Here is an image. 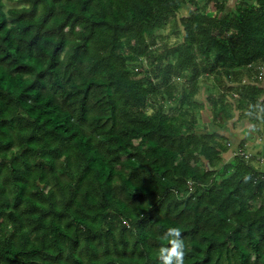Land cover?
<instances>
[{
  "label": "trees",
  "instance_id": "obj_1",
  "mask_svg": "<svg viewBox=\"0 0 264 264\" xmlns=\"http://www.w3.org/2000/svg\"><path fill=\"white\" fill-rule=\"evenodd\" d=\"M185 2L0 0V264H161L170 226L185 264H264L257 156L215 170L229 144L164 110L201 79L264 77V0H203L159 43ZM239 83L208 102L234 90L264 128V86Z\"/></svg>",
  "mask_w": 264,
  "mask_h": 264
},
{
  "label": "rangeland",
  "instance_id": "obj_2",
  "mask_svg": "<svg viewBox=\"0 0 264 264\" xmlns=\"http://www.w3.org/2000/svg\"><path fill=\"white\" fill-rule=\"evenodd\" d=\"M194 1L196 2V6H192L190 3H188V0H186V2L181 6L180 10L176 13L175 17H172L169 20L168 24H166L160 30H157L155 32V35L157 36L159 43L166 42L170 46H174V45L181 43L182 37H183L182 30L179 29L177 31L178 33L177 32L174 33V31L171 30V24L173 20H175V18L176 20H178L180 17L186 16L188 12L194 10L195 7H197L198 9H201L203 7V0H194ZM4 3H5V9L12 8V7H20L14 1L4 2ZM233 8H234V0H228L225 13L229 12ZM205 13L210 16L217 14V12L215 11V8L211 4L208 7H205ZM254 71L260 72V69L257 68V66H255L251 70V74L247 73L246 70L244 69L242 73L237 76L236 78L238 80L237 83L234 82L232 78L233 76L231 78L228 77L229 78L228 80L224 74L218 75L219 82L217 81L216 78L214 79L213 77L207 78V79H201L199 81V91L193 97V101L195 102L196 105L191 106L189 109H187V112H186L185 107H179L177 103H172L170 106H167L164 109L165 112L174 113L176 115L177 122H180V120L182 121L183 119L189 120L190 115H194L196 118V122H195V125L193 126V132L197 135L211 134L213 132L220 131L221 134H224V132L225 133L227 132L232 136L229 139L219 134V136H221V138L224 139V140L221 139L220 142L222 144H225L227 142L229 144V149L226 152L221 153L220 155L221 161L215 167V170L218 169L220 166L224 165L225 163H229L235 154L244 153L241 151V148L239 147V139L235 138L232 135V130H237L236 133L243 131L242 133H245L247 135V136L245 135V143L247 142L248 145H250V147L252 145L253 151H252V148H248L250 151L247 150L244 156L245 158L246 156L249 157L251 155L257 156L258 164L255 163V165L257 168L264 170V159H262V157L264 158V146H260L258 144L259 142H263V139L261 138L260 134L261 132L263 133L264 128L260 122L256 124L252 122L253 130L251 131V133L255 134L254 135L255 137L252 134L248 133L247 130L242 129V126H247L246 127L247 129L249 128V124L248 123L246 124L245 122H243L244 120L249 121L250 123L251 121L247 117L241 118L242 112L237 109L238 98L235 96L234 100L230 99L232 96L231 94L234 93V90L236 88L237 89L239 88L237 87L240 85L239 80L244 84L249 82L251 84L258 83L259 85L264 86V77L262 79L253 78ZM262 71L264 72V70ZM231 82H234V83H231ZM173 85L178 90L180 89V82L178 80H175L173 82ZM228 88H234V90L232 92L231 91L225 92L222 103H216V106H212L208 102L209 98L216 100L219 97V95L223 93L222 89L226 90ZM262 98H264V94ZM243 106L244 108L247 107L246 105H243ZM149 112L150 111H148V113ZM234 121H237V122L234 123ZM254 143H256L255 146H254ZM201 162H202L201 164L202 168H205L206 170L211 169L209 168L206 161L202 160ZM215 179L218 182L221 181V178L219 177H215ZM257 205H258V202L254 203L253 206L256 207Z\"/></svg>",
  "mask_w": 264,
  "mask_h": 264
},
{
  "label": "clouds",
  "instance_id": "obj_3",
  "mask_svg": "<svg viewBox=\"0 0 264 264\" xmlns=\"http://www.w3.org/2000/svg\"><path fill=\"white\" fill-rule=\"evenodd\" d=\"M164 237L168 240V245L160 248L159 259L161 264H185L188 245L181 236L180 227H168Z\"/></svg>",
  "mask_w": 264,
  "mask_h": 264
},
{
  "label": "crops",
  "instance_id": "obj_4",
  "mask_svg": "<svg viewBox=\"0 0 264 264\" xmlns=\"http://www.w3.org/2000/svg\"><path fill=\"white\" fill-rule=\"evenodd\" d=\"M263 87V86H262ZM241 118H243L242 116H241ZM238 120V119H237ZM237 121H234V123H236ZM243 122H245L246 124L248 123L249 124V130L246 128L247 126H242V129H244V130H247L248 131V133H250V134H252L251 133V131L253 130V125H252V122L250 123L249 121H243ZM239 124V123H238ZM244 127V128H243ZM241 130V129H240ZM237 132V130H232V135L235 137V138H237V139H239V145L242 143L243 144V147H242V149H241V151L242 152H244V153H246V151L248 150V151H250L248 148H252V151H253V147H252V145H251V147H250V145H248V143L246 142L245 143V133H242V132H239V133H236ZM216 134H220V135H222L223 137H226V138H229L230 139V137H232L229 133H225L224 132V134H221V132L219 131H216L215 132ZM253 136L255 135V134H252ZM247 136V135H246ZM255 137V136H254ZM253 137V138H254ZM261 138L263 139V136H261ZM247 144V145H246ZM255 144L256 143H254V146H255ZM260 146H264V144H263V142H259L258 143ZM254 155V154H253ZM256 155V154H255Z\"/></svg>",
  "mask_w": 264,
  "mask_h": 264
},
{
  "label": "built area",
  "instance_id": "obj_5",
  "mask_svg": "<svg viewBox=\"0 0 264 264\" xmlns=\"http://www.w3.org/2000/svg\"><path fill=\"white\" fill-rule=\"evenodd\" d=\"M242 155V154H241Z\"/></svg>",
  "mask_w": 264,
  "mask_h": 264
}]
</instances>
